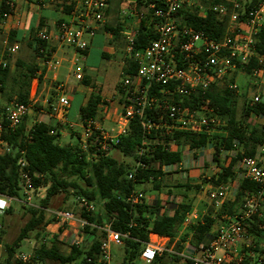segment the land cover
Returning <instances> with one entry per match:
<instances>
[{
	"label": "built area",
	"instance_id": "2783aa9c",
	"mask_svg": "<svg viewBox=\"0 0 264 264\" xmlns=\"http://www.w3.org/2000/svg\"><path fill=\"white\" fill-rule=\"evenodd\" d=\"M43 0H38L39 4ZM59 5L71 6L67 19L58 20L50 28L34 32V39L44 43L38 47L37 59L44 67L52 81H58V71L63 59L57 56V50L66 48L70 51L67 62L69 75L80 82L84 77V65L89 40L93 38L98 25L103 22L104 11L108 0H46ZM8 11L1 18L9 20L13 16L14 4L6 3ZM209 12L226 22L224 35L219 40L209 38L203 31L184 25L183 13H194L205 17ZM123 16L134 17L144 21L155 35L142 49L136 48L138 28L125 34V57L136 65L134 75H123L122 93H118V113L110 128H104L98 123V117L80 121L82 128V149H92L93 157L109 155L113 146L125 135L130 120L137 117L146 134L157 131L162 137H168L165 149L188 151L183 146H177L172 140L174 131H185L193 134H205L208 137L218 133L219 121L214 116L208 100H201L194 107H188L181 102H175L174 95L183 97L196 93L205 95L212 86L226 83L228 90L238 93L235 80H231L238 67H246L254 60L250 77L260 79L264 70V45L260 52L256 46L261 42L259 35L264 32V0H157L148 3L141 11L131 10L121 12ZM17 47H13L15 51ZM66 60V59H65ZM6 59H0V67H6ZM173 84L171 88L161 87L151 93L153 86ZM259 90L247 104L264 105V85H258ZM61 90L62 87L58 85ZM31 91V89H30ZM35 92V88H34ZM30 98V97H29ZM31 100V98L29 99ZM48 115L56 120L58 125L64 123V112L69 107V100L64 93L57 95L52 102L49 98ZM31 111V104H22L12 100L3 108L2 117L11 130L16 129L22 119ZM152 114V119L145 118V112ZM0 125V131H1ZM4 146V152L8 149ZM146 145V141L143 142ZM202 150V149H201ZM200 150V151H201ZM199 151V150H196ZM263 147H259L254 157H241L237 160V176L229 183L209 187L206 197L215 209H220L223 203L233 197L239 183L247 180L256 185V189L248 193L240 204H237L231 215L217 214L211 216L216 220L211 235L198 248L187 253L168 251L159 241L148 242L140 254V260L145 264L153 262L168 253L177 257L179 264H264V253L250 250L253 240L245 231L244 225L255 223L259 230L264 231V165L260 162ZM143 166L137 164L136 167ZM19 198H8L0 195L4 207L0 214L5 213L12 201L30 205L34 188L32 179L23 158L17 160ZM164 173L181 172L185 170L182 163L165 166ZM133 174H128L131 179ZM79 210L93 212L95 207L82 197H75ZM128 200L131 204L145 201L142 191H133ZM52 218V225L44 231L39 245H48L56 232L50 229H60L59 241L68 247L79 246L83 241L82 230L88 225L79 213L62 209H46ZM201 219L196 212H188L183 220V228ZM2 223L0 221V230ZM104 238L98 248L97 255L86 257L85 264H110L112 246H121L123 235L111 229L109 224L99 228ZM31 256L19 254L18 259L26 263ZM159 264V263H158Z\"/></svg>",
	"mask_w": 264,
	"mask_h": 264
},
{
	"label": "trees",
	"instance_id": "16d2710c",
	"mask_svg": "<svg viewBox=\"0 0 264 264\" xmlns=\"http://www.w3.org/2000/svg\"><path fill=\"white\" fill-rule=\"evenodd\" d=\"M7 2L12 0H0V16L8 11ZM150 2L157 0H133V9H143ZM184 25L201 30L209 38L219 40L225 33L226 22L219 19L216 14L209 12L205 17H199L194 13H183ZM261 42L256 46V51L260 52L264 45V32L259 35ZM155 35L151 28L144 26L141 22L136 48L142 49ZM34 51L37 56L38 47L44 43L33 39ZM254 60L246 67H238L237 71L245 75H250ZM18 70L15 75L10 76L8 65L0 67V92L5 94L8 89L12 92V97H5L6 104L12 100L22 104L30 102V85L35 78L37 67L35 65H16ZM136 72V65L131 59H124L122 68L123 75L132 76ZM11 78V86L6 87L8 79ZM232 81L234 78L231 79ZM88 85L86 78L80 81ZM173 84L165 86H153L151 93L157 92L161 87L171 88ZM117 92L122 93L121 83L117 86ZM236 94L228 90L226 83L221 87L212 88L200 95L199 93L189 97H179L174 95L175 102H181L188 107H194L200 101L208 100L214 116L223 121L220 132L208 137L205 134H193L185 131H174L172 140L177 146L191 151L204 149L211 145L213 149V162L219 166V171L209 180L213 186H219L231 182L235 177L234 165L241 157H254L257 149L263 147L264 150V123L257 125L245 121L254 115L264 117V105L256 104L249 107L247 102L243 110V120H238L236 116ZM5 104V105H6ZM100 104L99 93L94 91L90 94L86 105L80 107V121L93 119L97 115V107ZM4 105V106H5ZM0 108V119L3 108ZM146 119H152V114L145 112ZM0 142L7 147V151L0 154V195L8 198H19L18 187V167L17 160L23 158L27 163L26 170L31 176L34 188L46 187L45 197L40 201L37 208H28L30 218L21 228L18 236L11 246H6L7 258L5 264H23L19 259L13 263L15 248L29 238L31 232L40 239L44 235V230L52 225V218L47 219L46 209L52 197L59 194L70 196L71 190L74 197H82L95 207L93 212L79 210L80 216L87 222L82 233L83 241L79 246H71L68 254H65L58 236L60 229L53 234L48 245H39L33 250L30 262L40 264H69L79 261L85 264L86 257H95L98 248L104 238V233L99 229L105 224H109L111 229L123 235L122 247L124 257L120 264H133L140 259V254L144 245L149 241V235L155 234L159 237L168 238L171 243L178 238L175 243L174 252L180 253L182 243L188 239L189 245L198 248L206 242L211 235L212 226L216 222L211 218L213 210L210 208L206 215L200 216L181 232L185 215L191 211V204L188 202L177 203L171 215L160 212L162 207L158 201L147 204L144 200L136 204H131L128 200L133 191L145 183H151L154 190L158 191L171 181L174 173L162 172L165 166L179 164L182 160V153L177 150H168L163 147L168 137H162L157 131L146 134L139 119L133 117L128 125L125 135L121 136L118 143L113 146V150L126 159L118 161L110 155H98L93 157L92 149L89 147L84 151L76 136L75 143H61L60 133L48 123L39 121L30 125L29 118L25 116L21 124L14 130L7 127V123L2 119L0 122ZM146 141V145L143 142ZM235 155L230 158L228 164L219 165V156L222 153L234 151ZM264 154V152H263ZM137 164L143 166L136 167ZM132 173L133 177L128 178ZM78 181L84 186L79 185ZM179 187H182L178 184ZM187 190L191 187L184 186ZM199 187L196 186L195 189ZM256 189V185L247 180L239 183L235 192V203L240 204L243 198ZM61 209V208H58ZM234 203L227 200L216 213L217 218L223 214L231 215L234 211ZM11 207L5 214H11ZM3 226V223H2ZM245 231L254 239L253 252L264 253V231L259 230L255 223L248 222L244 225ZM2 230V229H1ZM0 230V232H1ZM164 257L156 259L153 264L163 262ZM174 260L177 257L174 256ZM244 264H247L244 261Z\"/></svg>",
	"mask_w": 264,
	"mask_h": 264
},
{
	"label": "crops",
	"instance_id": "0c3cea01",
	"mask_svg": "<svg viewBox=\"0 0 264 264\" xmlns=\"http://www.w3.org/2000/svg\"><path fill=\"white\" fill-rule=\"evenodd\" d=\"M132 1L133 0H119V8L113 10L110 6V0H108V7L104 11L103 22L98 25V29L96 30L95 35L89 40L88 49L86 51L85 58L83 61V65L85 64L83 79H87L88 85H84L76 80H74L72 85H68L69 83L67 81L63 82L59 79V75L58 81H52L50 75L46 72L45 68L41 67L34 51V32L39 29L50 28L53 23L58 20L67 19L71 11V6L53 4L47 2L46 0L39 2V4H36L38 0H12V3L14 4V12L12 18L9 20H4L0 17V59H6V63L10 70V76L16 74V72L18 71L16 70V65H18L19 63H22L24 65L32 64L37 67L35 78L32 80L30 85V98L33 99L34 96L37 95L36 98L33 100V103L37 102L38 106L42 105L43 107L41 106V111L47 110L45 105L51 96H57L64 93L69 100V107L64 112V123L61 126H64L65 128H70L71 132H65L63 131V129L59 130L58 128L60 125L56 123L55 119H52L48 115V111L47 114H41L42 112L37 113L39 116H42L39 121L48 123L60 133V140L62 138H66L67 136H69V138L71 139L75 138L73 135H71V133L73 132V129L71 128H78L80 125L78 124L80 122V118L74 120L70 119V108L72 106V99L74 95H79L82 97L80 107H83L86 105L90 94L94 91L98 92L100 97V104L97 107L96 116H99V112L102 108L108 107L109 110L102 111V114L100 112V114L102 115L101 124L103 125V127L104 125H106V123L110 125L113 124V121L118 113L117 86L123 76L122 68L124 66V59L126 58L124 53L125 34L134 28H138L139 31L141 22H143L145 27L149 28V26H147L144 21H137L136 18L129 17L128 15H121V11L124 9L126 10V12L131 10H137L133 9V6L131 4ZM141 10L143 9L137 11ZM13 47H17V49L15 51H12ZM99 49H101L102 57L108 60V68L107 70H105L101 84L98 81L97 70L93 66L92 60L95 52ZM59 53H62V57L68 59L70 51L66 48H62L57 50V54ZM10 59H12L11 61L14 60L13 66H10L8 64V61ZM69 76L71 77V75ZM7 82L8 84L6 87H10V77ZM58 85H60L63 90L60 91ZM2 95L3 94L0 92V108L3 104H6V102L1 101ZM3 97L14 98L12 96V92L8 89L5 90V94L3 95ZM250 116L258 120L257 123L250 122L251 124L260 125L264 123L263 117H256L252 114ZM80 137H82V132ZM236 151H240V148L236 147L234 151H229L225 153L221 152L219 156V165L225 167L230 161V158L235 155ZM3 152L4 146L0 144V154H2ZM207 162H209V165ZM260 162L262 165H264L263 153H261L260 155ZM180 163L185 166V170L188 171V173L192 174L194 179L197 178L201 173L205 175L204 172L209 174L211 178L215 173L219 171V166L213 162V149L211 145H207L201 151H185L184 153H182V160ZM207 165L209 168L206 169L205 166ZM234 170L236 177L239 173L237 170L236 163L234 165ZM209 187L215 186H213L211 183L206 184L205 187L201 186L200 188L202 190V193H205V191ZM234 198L235 191L233 197H229L227 201L231 203L233 202L234 208H236L237 203H235ZM171 200L172 199H170L169 197H161L160 199L158 197H153L151 201H158L159 205L162 207L160 212H164L167 215H171L175 205L177 203L182 202L179 201L175 204L172 203ZM145 202L147 204L151 203L150 199L145 200ZM191 211L196 212L192 209V205ZM204 214L206 215L207 211H204L203 215ZM197 215L200 216L198 213ZM211 216H213V213L211 214ZM184 229L186 228L182 227L181 232H183ZM50 230L53 233L56 232V229L54 228H51ZM156 240L161 242V244H163L168 251L172 252L174 251L172 250V248L174 247L178 238L173 239L170 243L168 238L159 237L155 234L149 235L148 242H153ZM186 241H188V239ZM169 245L170 247H168ZM182 246L183 248L181 251H186L190 254L194 249L192 246L189 245V242H183ZM63 252L65 254H68L69 250ZM164 255L165 254H163V257ZM159 264L168 263L163 261Z\"/></svg>",
	"mask_w": 264,
	"mask_h": 264
},
{
	"label": "rangeland",
	"instance_id": "374dc122",
	"mask_svg": "<svg viewBox=\"0 0 264 264\" xmlns=\"http://www.w3.org/2000/svg\"><path fill=\"white\" fill-rule=\"evenodd\" d=\"M110 6L113 10H116L119 8V0H110ZM123 12H126V10H122ZM121 11V12H122ZM122 15V14H121ZM123 16V15H122ZM58 57H61L63 59L62 66L60 67L58 74H59V79L63 82L67 81L69 84L72 85L74 82V79L69 76V63L67 62V59L65 60V57H62V53L57 54ZM10 59L8 61V64L10 66L14 65V60L11 61ZM93 66L97 70L98 74V81L100 84L102 83L103 77L105 70H107L108 66V60L104 57H102V52L101 49L95 52L94 57H93ZM85 65V64H84ZM237 86H238V93L236 94V116L238 120H243V110L245 109L247 99L252 98L254 94H256L259 90L258 85L263 84L264 85V70L262 77L260 79H255L252 78L248 75H245L241 72H236L235 75L233 76ZM224 83L221 82L218 84L219 87H221ZM4 95V94H3ZM1 98V101L5 102V98ZM37 96V95H36ZM34 96L33 99L30 100L31 104V111L27 115L29 118V123L30 125L33 124L34 122H38L42 116H39L37 113L42 112L41 114H47L48 111V104L46 103V109L41 111V106H38V103H33V100L36 98ZM55 96H51L50 99H52V102L54 101ZM2 102V103H3ZM82 102V97L79 95H74L72 99V106L70 108V119H78L79 118V109L81 106ZM4 106V104L2 105ZM43 107V106H42ZM107 111L109 110L108 107L102 108L100 110L101 114L102 111ZM99 112L98 116V123L100 126L103 127L102 123V115ZM101 115V116H100ZM264 120V117H263ZM219 121V127H218V133L220 132V127L223 126V121ZM247 123L249 122H255L257 123L258 120L252 116H250L248 119H246ZM79 130L78 128H71L73 129V135L75 138L71 139L69 136L66 138H62L60 141L61 143H75L76 142V136L79 137V143L82 148V143H81V132L82 128L81 123L79 122ZM104 124V123H103ZM111 125L107 124L104 125V128H110ZM59 130L69 132L70 128H65L64 126H59ZM71 132V131H70ZM110 156H113L116 158L118 161H125L122 156L117 154L115 150H112V152L109 154ZM209 165V162H207ZM205 166V168H209ZM173 173V172H172ZM201 173L197 178L194 179L192 174L188 173V171H181L174 173L172 176L171 181H169L165 186H162L158 191L154 190L152 187L151 183H145L139 187L138 190L142 191L145 195V200L150 199V202L152 203L153 197H158L159 199L161 197H166L172 199V203H177L179 201L183 202H189L192 205V209L195 210L200 216H203L204 211H208L210 208L216 212L219 211V209H215L211 203L208 201L206 194L202 193L201 186L205 187L206 184L210 183L208 180H210V175L207 174L206 172ZM186 174V175H185ZM79 185L84 186V184L80 181H78ZM178 184H180L182 187H179ZM190 186V189H186L184 186ZM198 186V189H195V187ZM45 191L46 187H39L34 191V195L31 199V204L30 205H24L23 203L12 201L11 202V214H5L2 213L0 214V221L3 223L2 230L0 232V264H5V260L7 258V253H6V246H11L16 237L18 236L21 228L25 225V223L29 220L30 218V212L28 208H37L39 206L40 201L45 197ZM70 196L66 197L65 194H59L55 197H52L48 209L53 210V209H58L61 208L62 210H69L74 213H79V205L77 202H75V197L73 196V192L69 190ZM46 217L47 219H51L50 215L46 211ZM205 215V214H204ZM216 225V224H215ZM214 225V226H215ZM45 231V230H44ZM47 231V230H46ZM250 236V234H248ZM82 236L84 234L82 233ZM251 237V236H250ZM252 238V237H251ZM254 241V239L252 238ZM40 239L35 235V232H31L29 234V238L27 240L22 241L17 248H15V253L14 257L11 260V263H13L16 259H18V255L24 254V255H32V252L34 249H36L39 246ZM188 242V241H184ZM63 245L61 246L62 251L69 250L70 248L68 245H66L64 242H62ZM170 247V245L168 246ZM183 247V246H182ZM175 247L172 248L174 250ZM168 253H165L164 255V260L168 264H179L178 259L174 260L173 255H170ZM124 257V250L122 245L121 246H112L111 248V260L110 264H120L121 261L123 260ZM23 264H40L38 262H30L27 261L26 263ZM48 264H53V263H48ZM69 264H80L79 261H75ZM133 264H145L141 260H136L134 261Z\"/></svg>",
	"mask_w": 264,
	"mask_h": 264
},
{
	"label": "clouds",
	"instance_id": "9594fccd",
	"mask_svg": "<svg viewBox=\"0 0 264 264\" xmlns=\"http://www.w3.org/2000/svg\"><path fill=\"white\" fill-rule=\"evenodd\" d=\"M4 202L3 201H0V207H4Z\"/></svg>",
	"mask_w": 264,
	"mask_h": 264
}]
</instances>
